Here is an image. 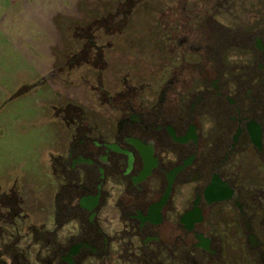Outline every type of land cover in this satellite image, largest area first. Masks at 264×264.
<instances>
[{"label":"flooded vegetation","instance_id":"flooded-vegetation-1","mask_svg":"<svg viewBox=\"0 0 264 264\" xmlns=\"http://www.w3.org/2000/svg\"><path fill=\"white\" fill-rule=\"evenodd\" d=\"M168 6L167 61L144 78L78 47L69 21L47 68H68L54 145L38 179L0 194V264H264V0Z\"/></svg>","mask_w":264,"mask_h":264},{"label":"rangeland","instance_id":"rangeland-1","mask_svg":"<svg viewBox=\"0 0 264 264\" xmlns=\"http://www.w3.org/2000/svg\"><path fill=\"white\" fill-rule=\"evenodd\" d=\"M172 1L0 0V194L17 180L38 179L44 173V159L54 145L47 110L56 104L57 86L68 78L64 76L67 66L47 68L62 55L65 45L68 49L72 45L69 26L83 28L78 47L85 48L93 40L95 47L121 53L126 64L134 63L142 70L144 78L166 64L167 28L161 21ZM122 2L126 7H121ZM119 8L128 17L108 31L106 25L118 16ZM119 63L112 58L107 78L118 74ZM44 92L50 103L45 102ZM70 93L80 106H86V86ZM28 200L32 210L41 207L33 198Z\"/></svg>","mask_w":264,"mask_h":264}]
</instances>
